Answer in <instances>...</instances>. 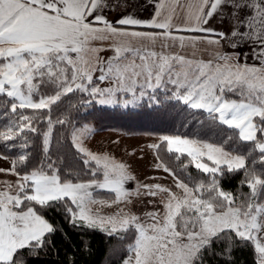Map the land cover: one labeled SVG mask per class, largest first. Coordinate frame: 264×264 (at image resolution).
<instances>
[{
    "label": "snow or ice",
    "instance_id": "obj_1",
    "mask_svg": "<svg viewBox=\"0 0 264 264\" xmlns=\"http://www.w3.org/2000/svg\"><path fill=\"white\" fill-rule=\"evenodd\" d=\"M120 8L127 4L0 0V118L7 121L0 126V142L7 149H27V133L47 123L37 164H31V152L21 151L9 168L0 167V174L16 177L0 179V264H23L22 250L45 245L57 229L42 210L57 205L75 227L99 229L121 241L131 235L122 264H204L214 242H225L221 255L230 257L233 237L253 247L255 264H264V0H155L150 19L127 13L110 20L106 10ZM210 21H227L230 27L221 31ZM222 42L233 49L249 46L258 63H240L241 53L221 51ZM203 46L211 48L210 59L200 57L208 51ZM101 51L113 55L104 59ZM158 91L232 130L221 143L161 137L176 160L190 158L183 168L193 165L206 180L188 174L186 182L161 162L155 167L171 176L172 186L142 184L129 191L125 184L135 177L124 163L86 146L87 126L73 130L72 146L96 179H69L51 158L55 125L69 123L52 117L64 97L86 93L85 103L115 105L118 94L130 93L132 99L122 102L127 107L146 96L158 103ZM233 137L249 145L245 154L226 149ZM150 147L159 150L160 144ZM0 159L8 157L0 154ZM240 171V185L249 191L224 190V173ZM96 189L114 197L98 199ZM133 196L151 197L153 210L102 213L104 207H126Z\"/></svg>",
    "mask_w": 264,
    "mask_h": 264
},
{
    "label": "trees",
    "instance_id": "obj_2",
    "mask_svg": "<svg viewBox=\"0 0 264 264\" xmlns=\"http://www.w3.org/2000/svg\"><path fill=\"white\" fill-rule=\"evenodd\" d=\"M156 95L158 103L151 102L146 96L134 105L122 107L99 106L94 100L88 104L85 102L90 97L86 93L69 94L63 98L58 107L54 106L52 111L53 120L60 117L67 119L69 123L55 125L49 152L51 158L57 160L62 172L68 174L67 178L88 182L96 177L91 176L72 146V132L78 127L90 125L94 132L115 131L126 136H181L212 143H221L232 134V130L213 123L206 113L193 112L180 102L170 101L162 91H158ZM6 122V118H0V126ZM36 127L37 133H27L29 141L27 149H7L4 143L0 142V154L12 161L21 151L31 152V164H37L43 158V132L47 130V123L41 121ZM158 144H160L159 150L155 149V156L159 157L157 160L172 169L181 179L187 182L188 174L195 180L207 179L205 174L200 173L193 165L187 168L181 166L190 159L186 154L180 160H176L174 154L166 151L163 143ZM234 147L241 154H245L249 145L238 144L233 137V140L226 145V149L231 150ZM256 155L254 153L253 157ZM253 157L249 158V164ZM260 167V164L256 165L257 169ZM100 178L102 179V176ZM243 178L242 171L225 172L220 178L221 187L234 194L246 193L249 191L248 188L240 185ZM96 195L109 197L112 193ZM42 214L57 231L46 238L42 248L22 250L23 264H121L127 255L125 248L132 241L131 235L121 241L99 229L75 227L69 222V216L62 205L44 209ZM233 240L235 243L230 257L221 255L225 250V242H214L212 248L204 253V264H255L253 247L241 244L235 237Z\"/></svg>",
    "mask_w": 264,
    "mask_h": 264
},
{
    "label": "rangeland",
    "instance_id": "obj_3",
    "mask_svg": "<svg viewBox=\"0 0 264 264\" xmlns=\"http://www.w3.org/2000/svg\"><path fill=\"white\" fill-rule=\"evenodd\" d=\"M101 52L99 53V55ZM105 87V84H100ZM126 96V97H125ZM119 101L115 105L123 106L124 100L132 99L131 94L120 93L118 94ZM96 101V100H94ZM99 106H115V105H102L96 101ZM132 105V104H130ZM129 106V105H128ZM87 126L92 133L86 140V146L94 153L108 154L117 162L124 163L128 167L129 173L135 177L134 180L128 181L125 188L129 191H135L138 185L142 184H155L172 186V178L168 173H165L162 168L155 167L160 163L155 156V149L150 145L158 144L161 142V137L152 135H134L126 136L115 131L94 132L90 125H84L79 128ZM4 162H12L10 159ZM175 190V189H174ZM114 196L103 197L99 196L98 199L111 200ZM151 197H132V203L126 207L124 204L113 205L112 207H104L102 212L111 215L115 213L118 208H125L126 211L136 215H142L146 211L153 210V205L148 204ZM122 264V263H121Z\"/></svg>",
    "mask_w": 264,
    "mask_h": 264
},
{
    "label": "crops",
    "instance_id": "obj_4",
    "mask_svg": "<svg viewBox=\"0 0 264 264\" xmlns=\"http://www.w3.org/2000/svg\"><path fill=\"white\" fill-rule=\"evenodd\" d=\"M121 2L127 4L126 9L120 8L114 12H110V11L106 10V14L108 15V18L110 20L115 21V19L119 18L120 15H124L127 13H134V15L136 17H138L140 19H144V20L150 19L153 15L155 0H121ZM177 22L179 23V21H177ZM210 24H211V26H213V27H215L221 31H225V32H227L229 27H230V25L227 21H225L223 24L216 22V21H210ZM222 44H223V47L220 50L223 52H226L228 54L241 53L240 63H245V62H247L249 64L258 63V61H255L252 59L251 50H250L249 46H242V47L233 49L228 44H226L224 42H222ZM96 46L107 48L108 44H107V42H104V43L97 42ZM203 47H207L208 51H202L200 53V57L202 59H205V60L210 59L211 57H210L209 53L211 51V48L209 46H203ZM112 55H113V53L111 51H101V54H100V56L103 57L104 59H107L108 57H110ZM93 134L94 133H92L90 131V135L92 136ZM10 164H11V162H4L3 159H0V167L7 169L10 167ZM0 179H7V180L14 181L16 179V177L11 176V175L5 176L3 174H0ZM100 193L103 194V193H111V192H109L107 190H102V189H96L94 191V195L96 197H99L96 194H100ZM112 196H114L113 193H112ZM102 213L105 215H109L105 211Z\"/></svg>",
    "mask_w": 264,
    "mask_h": 264
}]
</instances>
